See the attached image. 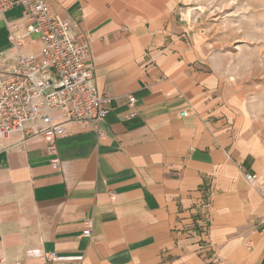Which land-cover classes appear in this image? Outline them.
Returning <instances> with one entry per match:
<instances>
[{"label":"crops","instance_id":"0c3cea01","mask_svg":"<svg viewBox=\"0 0 264 264\" xmlns=\"http://www.w3.org/2000/svg\"><path fill=\"white\" fill-rule=\"evenodd\" d=\"M44 1L89 42L92 85L111 103L102 136L67 123L53 147L0 140V264L50 251L55 264H264V129L182 19L194 0ZM21 13H0V52Z\"/></svg>","mask_w":264,"mask_h":264},{"label":"built area","instance_id":"2783aa9c","mask_svg":"<svg viewBox=\"0 0 264 264\" xmlns=\"http://www.w3.org/2000/svg\"><path fill=\"white\" fill-rule=\"evenodd\" d=\"M14 6L22 9V26L10 24V49L0 52V140L18 136L25 141L40 136L53 147L67 123L88 124L102 136L98 125L108 112L111 98L98 94L92 85L94 64L89 42L77 41L71 25L52 12L44 0H0V13ZM25 37L40 43L38 53L21 51ZM135 102L133 96L128 97L132 109ZM135 115L132 110L128 117ZM52 164L58 166L59 159L54 158ZM244 178L255 185L254 174L246 173ZM259 223L264 235V216ZM82 233L89 235V220ZM57 259L56 251H50L40 264H55Z\"/></svg>","mask_w":264,"mask_h":264},{"label":"rangeland","instance_id":"374dc122","mask_svg":"<svg viewBox=\"0 0 264 264\" xmlns=\"http://www.w3.org/2000/svg\"><path fill=\"white\" fill-rule=\"evenodd\" d=\"M181 13L225 96L264 129V0H194Z\"/></svg>","mask_w":264,"mask_h":264}]
</instances>
